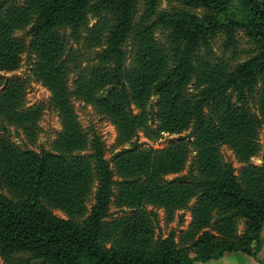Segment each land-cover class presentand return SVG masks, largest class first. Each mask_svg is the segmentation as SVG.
I'll list each match as a JSON object with an SVG mask.
<instances>
[{"label": "trees", "instance_id": "trees-1", "mask_svg": "<svg viewBox=\"0 0 264 264\" xmlns=\"http://www.w3.org/2000/svg\"><path fill=\"white\" fill-rule=\"evenodd\" d=\"M68 32L77 39L87 32L88 43L102 47L98 64H74ZM239 33L254 47L249 59L235 66L212 61L211 42L220 35L233 42ZM24 54L33 60L34 78L51 91L63 129L52 151L17 146L8 135L12 128L27 145L37 144L46 106L27 105L28 79L0 76L2 264H194L232 252L259 257L264 165L250 161L264 126V0H0V72L19 70ZM155 97L156 113L148 110ZM74 99L110 120L120 144L130 147L108 159L102 137L80 124ZM189 130L192 141L162 150L135 142L141 131L158 141L163 133ZM223 146L243 165L240 173L224 159ZM193 151L194 167L184 175ZM171 175L176 178L166 179ZM113 205L131 212L112 217ZM159 210L167 223L190 211L178 240L174 231L156 236Z\"/></svg>", "mask_w": 264, "mask_h": 264}, {"label": "rangeland", "instance_id": "rangeland-1", "mask_svg": "<svg viewBox=\"0 0 264 264\" xmlns=\"http://www.w3.org/2000/svg\"><path fill=\"white\" fill-rule=\"evenodd\" d=\"M22 2V1H20ZM163 8H167V5L164 4ZM94 25V21H91L90 27ZM23 31L16 33L18 38H22ZM87 32H83V36L78 39L73 36L71 32L67 33L69 37V43L73 50L74 55V64L81 66L83 69H91L92 66L98 64V53L102 50L101 46H91L86 40ZM236 41L228 40L227 36L220 35L211 42V60L217 62L218 64L231 65L235 66L236 64L243 63L254 52V47L251 42L242 34L239 33L235 36ZM135 46L130 43L126 46V50L129 54V63L133 59ZM202 57H207L205 52H202ZM32 63L33 60H30L27 54L22 56L21 68L12 73L0 72V76L5 78H26L29 80L28 93L26 96V102L28 106H33L35 104L43 103L46 108L44 111V116L41 121L42 133L37 141L35 146H29L24 140V136L20 131H17L15 128H12V132L9 135L10 139L22 149H34L38 152L43 150L52 151L54 142L57 138V135L62 131L63 126L59 116V113L54 109L52 105V93L51 91L43 86V84L37 81L32 74ZM79 72H74L69 77V85L71 90L75 89L74 80L78 76ZM193 86H190V92L193 91ZM158 97L152 98V104L154 107L149 106L148 110L157 112L158 108L156 104L158 103ZM249 109L251 112L255 113L257 117L260 118V111L257 105L253 102L249 104ZM74 111L78 117V120L84 130L92 134L96 132L99 136L102 137L103 142L106 145L108 159L119 152L123 148H129L130 143L124 145L120 144L119 135L116 126L107 118L100 115L97 110L89 104H86L83 101L74 99ZM137 113V111H135ZM153 127H157L154 125ZM191 130L182 133L181 135H171L169 133H163L162 137L158 141H152L146 137L143 131L139 132L138 136L135 139L136 145L140 149H158L162 150L168 147L171 143L178 142L181 140L192 141L194 138L190 136ZM257 143L259 145L258 154L251 159V163L256 166L264 165V126L259 131V136L257 138ZM222 154L224 159L232 164L235 168L236 173H240L243 168V165L237 160L234 152L227 146H223ZM197 153L193 151L190 154L189 162L184 171V175H187L191 168L194 167V162L197 157ZM112 167L115 169L113 163ZM116 172V169H115ZM176 178V175L168 176L166 179L172 180ZM116 180L120 181L121 179L116 172ZM195 200L191 203V206L195 204ZM131 211L125 209L124 211H119V209L113 205L111 209L112 217H118L123 214H129ZM54 214L61 219L68 220L69 217L62 212L61 210H54ZM184 216L181 221L180 216ZM192 221L191 213L189 210L180 211L177 213L175 220L173 222L166 221V214L163 210L158 211V221L156 228V236L166 237L170 232L174 231L177 234V240L182 232L186 231ZM240 232H242V226L240 227ZM262 250L259 256H262L264 252V229L262 232ZM2 259L0 257V264H2Z\"/></svg>", "mask_w": 264, "mask_h": 264}, {"label": "crops", "instance_id": "crops-1", "mask_svg": "<svg viewBox=\"0 0 264 264\" xmlns=\"http://www.w3.org/2000/svg\"><path fill=\"white\" fill-rule=\"evenodd\" d=\"M262 256L255 258L242 252L227 253L218 260H211L206 263L197 262L194 264H264V252Z\"/></svg>", "mask_w": 264, "mask_h": 264}]
</instances>
